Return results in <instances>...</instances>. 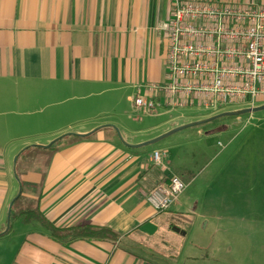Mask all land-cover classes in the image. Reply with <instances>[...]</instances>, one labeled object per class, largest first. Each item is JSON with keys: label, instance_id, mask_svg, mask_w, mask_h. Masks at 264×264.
I'll use <instances>...</instances> for the list:
<instances>
[{"label": "crops", "instance_id": "0c3cea01", "mask_svg": "<svg viewBox=\"0 0 264 264\" xmlns=\"http://www.w3.org/2000/svg\"><path fill=\"white\" fill-rule=\"evenodd\" d=\"M176 1L0 0V264H187L193 248L199 250L191 232L177 225L187 214L194 224L205 220L194 207L198 199H178L158 213L142 192L175 176L185 181L188 164L205 156L206 147L192 144L187 129L167 148L134 146L251 104L208 108L194 92L171 99L154 90L170 82V41L162 27ZM181 1L264 8V0ZM186 81L212 79H180ZM138 96L162 106L144 111ZM126 99L132 118L122 110ZM65 135L71 136L53 149L21 154ZM155 151L164 155L162 167L153 162ZM19 156L25 191L41 194L42 212L54 226L91 225L116 237L58 241L40 223L22 220L10 228L21 191Z\"/></svg>", "mask_w": 264, "mask_h": 264}, {"label": "rangeland", "instance_id": "374dc122", "mask_svg": "<svg viewBox=\"0 0 264 264\" xmlns=\"http://www.w3.org/2000/svg\"><path fill=\"white\" fill-rule=\"evenodd\" d=\"M132 105L129 99L122 105L130 118L135 113ZM187 130L192 144L207 149L205 156L188 164L191 172L183 180L187 188L179 198L188 202L197 198L194 207L207 218L194 224L187 214L177 222L199 244L187 264H264V110ZM212 130L218 131L208 135ZM188 132L178 131L157 147L167 148V143Z\"/></svg>", "mask_w": 264, "mask_h": 264}, {"label": "built area", "instance_id": "2783aa9c", "mask_svg": "<svg viewBox=\"0 0 264 264\" xmlns=\"http://www.w3.org/2000/svg\"><path fill=\"white\" fill-rule=\"evenodd\" d=\"M162 29L170 41V82L155 87V91H162L171 99L194 92L199 104L208 108H216V102L245 101L251 104L250 108L264 102L263 7L177 0L172 20L164 23ZM182 78L212 81L181 83ZM225 79L233 82H224ZM135 104L148 112L162 106L161 101L143 96H138ZM163 158L159 151L152 155L153 162L160 167ZM186 188L187 184L175 176L169 182L143 191L142 195L155 211L164 213Z\"/></svg>", "mask_w": 264, "mask_h": 264}, {"label": "trees", "instance_id": "16d2710c", "mask_svg": "<svg viewBox=\"0 0 264 264\" xmlns=\"http://www.w3.org/2000/svg\"><path fill=\"white\" fill-rule=\"evenodd\" d=\"M69 136L71 135H65L59 138L54 143H52L51 146L48 148L32 146L24 150L21 154H24V152L28 150L44 151L46 149H51V148L53 149L54 145H56L57 143L60 144L62 141L65 140L66 137H69ZM84 138L85 137L76 136L77 140H81ZM34 159L31 158L32 161ZM19 166H21L20 156L17 158V162H16V175L20 181L21 192L14 199L12 207H11V215H10V221H9L10 228L15 221L22 220V222L27 225L34 223V222L40 223L48 231H50L52 237L58 241H61V240L63 241L65 239L67 241H73L77 239H103V238L116 237V234L107 228H99V227H94L91 225H87V226L79 225V226L72 227L69 229H59L56 226H54L42 212L41 194L36 192V194L30 195L29 193L25 191V184L23 182L22 175L19 172Z\"/></svg>", "mask_w": 264, "mask_h": 264}, {"label": "water", "instance_id": "95a60500", "mask_svg": "<svg viewBox=\"0 0 264 264\" xmlns=\"http://www.w3.org/2000/svg\"><path fill=\"white\" fill-rule=\"evenodd\" d=\"M262 110H264V105L262 107L248 108V109H242V110L232 111V112H225V113H222V114H219V115H216V116H213V117H209V118L201 120V121L190 123L188 125L180 127L178 129H175V130H173V131H171L169 133H166L165 135H162L161 137H158L157 139H154L152 141L146 142L144 144L136 145L134 147L135 148H140V147H143V146H148V145H151V144H155V143H157V142H159V141L171 136L172 134H174V133H176L178 131L185 130L187 128H191V127H195V126H201V125L206 124L208 122L214 121V120H216L218 118H222V117H226V116H240V115H244V114H253V113H257V112L262 111ZM50 146L51 145H49L48 147H50ZM10 214H11V211H10Z\"/></svg>", "mask_w": 264, "mask_h": 264}]
</instances>
